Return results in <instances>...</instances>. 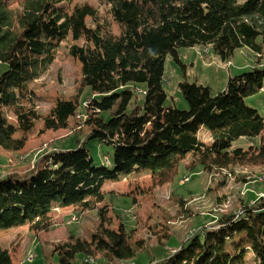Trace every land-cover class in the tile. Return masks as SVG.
Wrapping results in <instances>:
<instances>
[{
  "label": "trees",
  "instance_id": "1",
  "mask_svg": "<svg viewBox=\"0 0 264 264\" xmlns=\"http://www.w3.org/2000/svg\"><path fill=\"white\" fill-rule=\"evenodd\" d=\"M72 1L0 0V63L8 66L0 74V146L14 152L24 148L16 134L30 132L40 114L23 100L33 104L32 83L62 47L79 60L83 89L92 93L84 111L80 90L76 98L59 99L42 117L44 131L58 130L84 112L83 141L76 138L74 148L51 150L25 176L0 177V232L27 223L37 233L48 232L55 207L94 209V201H105V183L123 176L146 173L154 184H164L189 155L209 171L264 162V110L246 102L264 90V0H109V12L123 27L120 35L105 22L94 24V9ZM198 45L228 63L236 49L248 47L255 56L253 70L230 76L217 93L209 85L182 80L179 88L189 107L167 106V56L185 66L179 49ZM10 109L16 124L9 121ZM245 138H259L257 155L235 146ZM91 140L114 148L106 164L95 162L87 146ZM99 212L106 217L103 209ZM107 235L93 233L86 241L72 234L69 242L45 253L50 264L52 257L58 264H89L94 247L103 251L106 263L136 262L145 251L143 239L122 223ZM20 243V238L13 242L14 251ZM12 252L0 242V264H13ZM249 254L253 264H264V197L245 204L240 215L221 214L216 225L149 263L248 264Z\"/></svg>",
  "mask_w": 264,
  "mask_h": 264
},
{
  "label": "rangeland",
  "instance_id": "2",
  "mask_svg": "<svg viewBox=\"0 0 264 264\" xmlns=\"http://www.w3.org/2000/svg\"><path fill=\"white\" fill-rule=\"evenodd\" d=\"M72 6L94 9L97 13L94 24L105 22L115 35L121 34L123 27L109 12V0H73ZM87 21L93 24L92 19L87 18ZM179 53L185 66L168 55L164 85L169 95L166 105L180 109L189 107L179 88L180 81L209 85L217 93L226 88L230 76L253 70L255 64L254 53L248 47L236 49L229 63L200 45L181 48ZM7 67L0 63V74ZM145 87L143 84L139 86L141 90ZM31 88L35 93L33 104L25 99L23 103L34 106L40 118L35 120L30 132L19 131L16 134L17 139L25 141L23 149L14 152L0 146V177L13 172L25 176L33 164L42 162L43 156L51 150L64 145L74 148L76 138L83 141L88 131L84 120H78V117L72 118L68 128L43 130L42 117L51 112L59 99L76 98L82 90L79 100L81 111H84L92 95L89 87L83 89L79 60L64 47ZM140 89L136 92H141ZM143 98L144 95L139 93V99ZM246 102L264 110V90L247 97ZM7 115L9 121L17 123L13 109L8 110ZM201 139L210 141L211 138L207 133H201ZM258 143L259 138H245L238 140L235 146L257 155L255 146ZM87 146L99 165L114 153L112 146L97 140H91ZM104 193L105 201H94V209L82 211L77 207H55L51 212L54 226L48 232L37 233L30 229L29 223L0 232L2 246L13 250V264H50L46 253L49 254L60 243L69 242L70 235L86 241H92L93 233L107 238V231L118 229L120 223L132 229L137 240L145 242V251L138 261L106 263L103 251L94 247L95 253L87 258L89 264H150L151 258L176 252L186 238L216 225L221 214L240 215L245 204L260 201L264 197V162H245L209 171L196 165V160L189 155L179 166L175 177L164 184H154L149 174L142 173L107 181ZM100 209L106 212V217H101ZM19 238L20 246L14 251L13 242ZM52 258L51 264H58L57 258ZM249 260L248 264H253L252 254H249Z\"/></svg>",
  "mask_w": 264,
  "mask_h": 264
},
{
  "label": "bare ground",
  "instance_id": "3",
  "mask_svg": "<svg viewBox=\"0 0 264 264\" xmlns=\"http://www.w3.org/2000/svg\"><path fill=\"white\" fill-rule=\"evenodd\" d=\"M84 113V112H83ZM83 113H79L78 114V118L80 119V120H83ZM85 118H86V116H85Z\"/></svg>",
  "mask_w": 264,
  "mask_h": 264
},
{
  "label": "built area",
  "instance_id": "4",
  "mask_svg": "<svg viewBox=\"0 0 264 264\" xmlns=\"http://www.w3.org/2000/svg\"><path fill=\"white\" fill-rule=\"evenodd\" d=\"M83 119H85V114H83ZM107 163H110V161H109V162H107Z\"/></svg>",
  "mask_w": 264,
  "mask_h": 264
},
{
  "label": "crops",
  "instance_id": "5",
  "mask_svg": "<svg viewBox=\"0 0 264 264\" xmlns=\"http://www.w3.org/2000/svg\"><path fill=\"white\" fill-rule=\"evenodd\" d=\"M2 232V231H1Z\"/></svg>",
  "mask_w": 264,
  "mask_h": 264
}]
</instances>
